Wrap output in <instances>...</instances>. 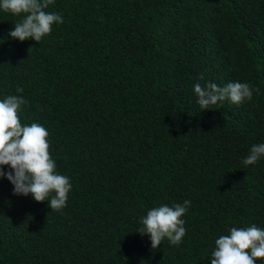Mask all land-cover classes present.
I'll return each instance as SVG.
<instances>
[{"label":"trees","instance_id":"trees-1","mask_svg":"<svg viewBox=\"0 0 264 264\" xmlns=\"http://www.w3.org/2000/svg\"><path fill=\"white\" fill-rule=\"evenodd\" d=\"M45 11L63 23L37 43L9 38L23 17L0 10V101L23 97L21 124L48 131L72 188L53 210L0 177V264H210L231 228L264 230V157L242 163L264 143V0H54ZM207 82L247 83L252 98L202 110L193 85ZM186 200L181 243L153 250L141 218Z\"/></svg>","mask_w":264,"mask_h":264},{"label":"clouds","instance_id":"clouds-1","mask_svg":"<svg viewBox=\"0 0 264 264\" xmlns=\"http://www.w3.org/2000/svg\"><path fill=\"white\" fill-rule=\"evenodd\" d=\"M54 0H0V10L23 18L14 24L9 38L20 42L32 39L39 42L52 31L53 24L63 23V17L47 12ZM202 79V77H201ZM17 92L23 88L17 87ZM197 103L202 110L211 109L225 100L240 104L251 99L253 89L247 83L234 82L220 87L214 82L193 85ZM26 104L22 96L9 95L0 101V177L13 186V195L29 196L36 202H48L53 210L66 206L72 185L67 176L56 172V163L49 153L48 131L38 123L22 125L18 116ZM264 157V143L254 144L243 159L245 166L254 165ZM8 166L9 171H4ZM190 201L171 207L161 205L141 218L139 234L150 238L151 248L157 249L165 238L178 245L185 236L184 216ZM229 235L215 241L210 264H255L264 260V230L252 225L233 227Z\"/></svg>","mask_w":264,"mask_h":264}]
</instances>
